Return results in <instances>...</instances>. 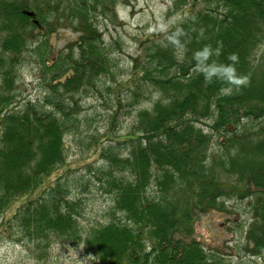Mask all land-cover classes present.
Segmentation results:
<instances>
[{
	"label": "trees",
	"instance_id": "obj_1",
	"mask_svg": "<svg viewBox=\"0 0 264 264\" xmlns=\"http://www.w3.org/2000/svg\"><path fill=\"white\" fill-rule=\"evenodd\" d=\"M98 3L104 11V0H0V203L36 188L63 164V136L77 113L76 98L66 97L85 87L100 91L96 81L109 71V57L88 19ZM178 17L140 41L132 62L136 92L155 88L158 95L151 108L139 110L128 135L114 139L127 152L105 153L120 172L110 167L104 179L118 214L81 235L72 212L78 198L68 200L56 185L45 200H28L18 210L25 237L79 238L98 264H231L207 252L194 224L200 212L237 197L248 199L253 212L249 250L264 255V53L257 55L264 0H191ZM59 23L78 36L49 63L47 37ZM177 27L183 29L178 44L170 39ZM37 36L50 91L10 108L20 93L22 53ZM217 42L215 59L227 62L235 53L246 86L225 93L223 81L206 82L195 70L193 53ZM204 118L212 119L208 129L195 124Z\"/></svg>",
	"mask_w": 264,
	"mask_h": 264
},
{
	"label": "rangeland",
	"instance_id": "obj_2",
	"mask_svg": "<svg viewBox=\"0 0 264 264\" xmlns=\"http://www.w3.org/2000/svg\"><path fill=\"white\" fill-rule=\"evenodd\" d=\"M104 1L107 4L104 11L102 4L98 3L88 13V19L101 33L104 52L109 57V71L96 81L100 91L85 87L73 92V98L66 97L69 101L76 98L77 113L75 125L63 136V164L56 166L36 188L11 197L6 203L1 201L0 264L99 263L84 245L79 248L82 241L79 238L61 239L53 234L44 239L25 237L18 210L28 200H45L47 194L54 190L56 192V185H59V194L68 200L78 198L72 212L81 235L118 214L113 209L112 197L106 191L104 179L110 167L114 174L120 172L116 166H111L105 153L112 151L116 155H124L127 152L125 145L117 144L114 139L128 135L139 110L151 108L158 95L155 88L142 87L140 93L136 92L131 80L134 77L133 59L139 52L140 41L162 30V26L165 29L173 25L177 21L175 18L191 2L181 0L180 8H174V0ZM48 19L51 20L50 17ZM65 26L69 25H55L56 30L47 37L49 63L50 58L60 51L64 52L78 36L71 26ZM36 40L22 53L18 73L21 78L18 81L20 93L8 106L10 108H17L28 99L41 98L50 91L47 82L51 75L45 73L49 69L43 66L36 52V45L40 41L42 45L43 40L41 36H37ZM260 53H264V42L258 48L257 55ZM211 121L204 118L195 124L208 129ZM218 139L221 137L218 136ZM216 147L217 143L213 145L214 149ZM247 200L230 197L225 200L224 208L200 212L194 224V234L207 252L220 256L224 262L264 264L263 254L255 255L249 250L246 229L253 212Z\"/></svg>",
	"mask_w": 264,
	"mask_h": 264
},
{
	"label": "clouds",
	"instance_id": "obj_3",
	"mask_svg": "<svg viewBox=\"0 0 264 264\" xmlns=\"http://www.w3.org/2000/svg\"><path fill=\"white\" fill-rule=\"evenodd\" d=\"M176 20L181 19L176 17ZM164 30V26H162ZM183 35V29L177 27L175 32L172 34L170 39L174 43H179V37ZM221 51V45L217 42L214 47L211 44H205L200 49L193 53V60L195 62V70L202 74L206 82H212L215 78L224 82V87L221 91L229 93L232 91V87L236 86H246L248 83V76L244 74H239L236 67V62L238 61V56L235 53H230L227 55V62L218 61L215 59L219 57ZM84 245L83 241L80 243L82 248ZM77 254V253H76ZM91 254H89L90 256ZM82 264V262H81Z\"/></svg>",
	"mask_w": 264,
	"mask_h": 264
}]
</instances>
